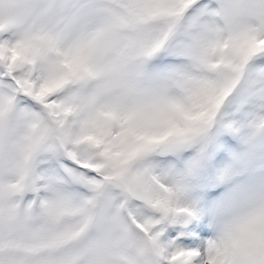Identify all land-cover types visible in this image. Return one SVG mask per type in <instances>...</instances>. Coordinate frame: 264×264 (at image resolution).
<instances>
[{
  "label": "snow or ice",
  "instance_id": "6c2138e0",
  "mask_svg": "<svg viewBox=\"0 0 264 264\" xmlns=\"http://www.w3.org/2000/svg\"><path fill=\"white\" fill-rule=\"evenodd\" d=\"M0 264H264V0H0Z\"/></svg>",
  "mask_w": 264,
  "mask_h": 264
}]
</instances>
